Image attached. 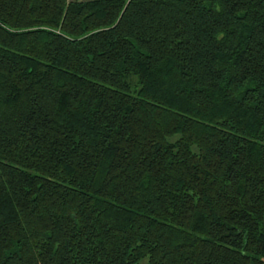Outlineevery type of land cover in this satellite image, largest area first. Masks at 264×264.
Wrapping results in <instances>:
<instances>
[{
	"label": "trees",
	"instance_id": "obj_1",
	"mask_svg": "<svg viewBox=\"0 0 264 264\" xmlns=\"http://www.w3.org/2000/svg\"><path fill=\"white\" fill-rule=\"evenodd\" d=\"M0 264H264V0H0Z\"/></svg>",
	"mask_w": 264,
	"mask_h": 264
}]
</instances>
